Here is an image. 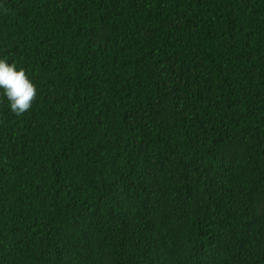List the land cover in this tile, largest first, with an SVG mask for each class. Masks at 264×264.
<instances>
[{"label": "trees", "instance_id": "obj_1", "mask_svg": "<svg viewBox=\"0 0 264 264\" xmlns=\"http://www.w3.org/2000/svg\"><path fill=\"white\" fill-rule=\"evenodd\" d=\"M0 264H264V0H0Z\"/></svg>", "mask_w": 264, "mask_h": 264}, {"label": "clouds", "instance_id": "obj_2", "mask_svg": "<svg viewBox=\"0 0 264 264\" xmlns=\"http://www.w3.org/2000/svg\"><path fill=\"white\" fill-rule=\"evenodd\" d=\"M36 86L16 64L0 58V95L17 116L26 113L36 98Z\"/></svg>", "mask_w": 264, "mask_h": 264}]
</instances>
